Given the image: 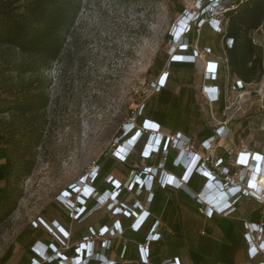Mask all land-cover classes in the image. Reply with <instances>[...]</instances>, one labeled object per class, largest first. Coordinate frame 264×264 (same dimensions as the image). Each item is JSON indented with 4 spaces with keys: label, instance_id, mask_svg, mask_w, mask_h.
<instances>
[{
    "label": "rangeland",
    "instance_id": "rangeland-1",
    "mask_svg": "<svg viewBox=\"0 0 264 264\" xmlns=\"http://www.w3.org/2000/svg\"><path fill=\"white\" fill-rule=\"evenodd\" d=\"M199 1H79V12L62 53L45 74L48 106L41 142L36 149L32 172L22 182V197L15 211L0 225V264H15L12 262L22 256L16 238L38 220L51 228L52 223L57 222L68 233L78 234L89 227L98 230L105 218L113 217L111 205L106 203L96 207L82 222L67 224V218L74 217V209L71 204L68 209L66 201L75 203L79 195L69 197L66 192L83 185L96 165L101 167L113 157L119 130L131 126L142 106L148 105L157 94L155 86L166 71L165 65L182 44V24L187 25L185 20L194 19ZM261 29L264 61V23ZM175 34L179 36L172 42ZM212 55L201 53L195 67L171 71L173 77L194 93L193 131L181 132L191 136L193 149L190 151L198 153L197 139L203 129L217 130L226 126L230 133L216 145L213 160L223 159V167L232 169L237 179L241 171L237 162L240 154L245 150L250 154L263 153L264 74L259 82L263 85L246 87V94L235 99V95L228 93L226 75L219 74L216 84L204 77L207 61L223 64L219 53ZM211 85L224 88L225 103L209 101ZM175 88L177 92L179 87ZM164 122L169 132L181 127L180 121L172 117ZM166 131L160 132L172 135ZM181 147L185 151V147ZM141 148L140 144L136 145L130 169L113 162L114 167L133 170L125 177L112 174V180L127 192L123 198L125 202L138 198L131 191L135 177L144 178L143 172L146 174L148 168L155 167V155L139 160ZM245 171V176L239 178L242 182L253 174L249 166ZM219 172L214 174L216 180L222 178ZM103 184L109 186L105 181ZM253 204V200L243 199L238 207L247 208ZM245 218L253 220L250 213L245 214ZM44 232L50 236L49 232ZM95 241L94 247L100 240ZM6 254L7 259L1 262Z\"/></svg>",
    "mask_w": 264,
    "mask_h": 264
},
{
    "label": "trees",
    "instance_id": "trees-1",
    "mask_svg": "<svg viewBox=\"0 0 264 264\" xmlns=\"http://www.w3.org/2000/svg\"><path fill=\"white\" fill-rule=\"evenodd\" d=\"M79 1L0 0V225L15 211L17 203L22 197V182L32 172L36 149L40 145L45 125V111L48 106L46 92L48 82L45 74L50 71L52 65L62 53L66 39L79 12ZM232 4L233 8L228 9L221 16L223 28L220 33L214 32L208 22H204L197 32L196 24L191 23L184 36L187 47L183 51H178L176 55L192 56L194 45L200 51L209 50L211 55L213 54L212 56H217L219 53L220 58L223 60L219 74L223 73L229 80L238 79L246 85L258 84L264 74V61L261 47L255 45L253 39L256 38V34L264 23V0H236ZM203 17L202 15L201 18ZM229 41L231 42L230 46H227ZM198 61L196 59L193 63H189L169 60L166 63L164 68L167 73L166 83L159 88L148 105L142 106L139 114L134 118V123L138 129L144 127L147 123H152L157 125L160 130L166 131L164 121H166V118L172 117L174 120L180 121L181 127L174 132H166L172 135H180L191 141V136L185 135L181 130L190 133L193 131L191 122L193 108L191 106L194 104V93L191 89L185 88L179 79L173 77L171 71L193 68ZM159 68H162V64L159 65ZM171 83L173 86H171ZM177 86L179 89L176 92L175 87ZM220 89L223 90L224 88L220 86ZM222 99L221 96L220 104H222ZM222 108L223 106H221ZM124 132L125 129H122L117 133L118 137L114 152L116 147L124 144L127 140L128 136L124 135ZM213 135L212 129H203L198 135L197 143L207 140ZM151 139L150 134L140 132L139 144L141 147L149 144ZM134 153L135 148L128 153L122 162L111 157L101 167L99 166L98 177L93 183L99 195L103 196L112 191L111 186L105 187L103 183L113 173L125 177L128 172L133 171L132 169L124 170L121 166L114 167L113 162L122 163L130 169L132 166L129 163H132L131 156ZM139 154L140 160L142 159L141 151H139ZM176 155V152L171 148L166 147L165 150L161 148L156 156L155 166H162L165 172L180 179L184 176V168L175 165ZM160 174V171H157V175L149 182V186L139 188L133 182L131 191L137 194L138 198L130 203L123 200L127 192L121 186L118 201L129 208L133 206L134 202H139L141 206H147L149 212L147 221L152 215V207L157 200L162 199L169 202L173 199L174 192H179L194 203L196 212L200 214L197 202L182 190L171 187L162 188L159 183ZM206 183L207 179L204 176L194 173L188 181L187 187L193 193L199 194ZM96 207V201L89 200L83 206L82 214L86 217ZM238 208L231 215L236 214ZM260 210L259 204H255L248 209L247 213H250L253 217L250 223L258 222ZM115 217L134 220V217H126L123 214L113 215L111 219ZM214 217L212 216L209 220ZM107 219L108 217L102 221L101 226L111 227L115 222H118L122 229L120 219L111 223H107ZM66 222L71 224L73 221L68 217ZM157 223L153 222L149 234ZM143 225L136 233L140 231ZM45 228L43 225L31 226L16 238L17 244L27 243L28 245L25 249V253L28 254L27 264H31L32 259L35 258L31 248L36 242L50 247V250L59 248V244L52 237L49 230ZM90 228L95 230V228L89 227L86 232H79L76 234L77 240L75 241L69 233L68 243L70 248L68 250L70 251L65 253L66 256L73 254L75 245L90 234ZM43 229L47 233L49 232L50 236H47ZM149 234L136 246L138 264H142L138 245L143 244ZM158 235L161 239V235L159 233ZM243 241L245 242L244 237ZM154 242L157 241H152L148 245V264L151 255L149 246ZM113 245L114 242L111 240V244L105 253L111 251ZM98 250L102 249L99 248ZM125 255L126 249L121 250L119 260H124ZM7 257L8 254L3 256L1 262H5ZM23 259L24 256H21V262H23ZM174 259L178 258L171 260ZM165 261L167 260L161 261L159 264Z\"/></svg>",
    "mask_w": 264,
    "mask_h": 264
},
{
    "label": "built area",
    "instance_id": "built-area-1",
    "mask_svg": "<svg viewBox=\"0 0 264 264\" xmlns=\"http://www.w3.org/2000/svg\"><path fill=\"white\" fill-rule=\"evenodd\" d=\"M236 0H200L199 1V11L195 14L194 19L191 21L185 20L186 24H182L184 27L183 33L180 34L181 42L178 46L177 51H183L187 45L185 41V33L187 32L189 25L195 23L197 27V32L204 22H208L212 30L216 33L222 31V14L230 8H233V2ZM204 16L201 18V16ZM179 35L175 34L172 38V42L177 39ZM230 41L227 46H230ZM253 43L257 46H261L259 41L254 38ZM211 55L209 50L200 51L193 46L192 56H177L170 59L171 61H182L193 63L196 59H199V54ZM217 58V57H216ZM205 76L209 82L216 84L218 80V75L220 73V64L207 61L205 65ZM167 73L162 74L161 79L155 86L156 92L164 86L166 83ZM229 80V79H228ZM246 85L238 79L229 80L228 93L230 95H235V99L242 97L246 94ZM209 91V101L211 103H220L221 96L223 97L222 103H225V90H221L220 86L211 85L208 88ZM262 101V98H261ZM125 130L124 135L128 138L124 144L116 147V151L113 152V158L119 162H122L127 157L128 153L139 144L140 132L148 133L152 137L151 142L142 146L141 148V158L146 159L150 155L157 156L160 149H166V147L171 148L176 152V158L174 163L176 166H182L184 168V176L180 179L176 178L174 175L167 173L163 170L162 166H155L153 168H148L147 173L144 174V178L135 177L134 183L138 185L139 188L142 186H149V182L157 175V171H160L159 183L162 188L171 187L176 190H182L191 199L195 200L199 205L198 212L205 218H211L212 216L229 217L238 208V202L240 200H253L255 204H259L261 210L259 212V220L256 223L244 222V240L247 246V255L250 260H256L261 257L262 261L258 264H264V190L262 187L256 185V182L260 176H264V140H263V153H253L250 154L248 151H243L240 155L241 157L237 160L238 167L241 169L237 179L236 175L232 169L223 167V159L217 158L213 160V153L216 152L217 144L222 139H226L230 133V130L225 127H220L217 130H213L214 135L197 144V149L199 152H193L192 144L189 139L183 138L180 135H164L160 131L157 125L152 123H147L144 127L138 129L134 123V120ZM262 132L264 133V120L261 126ZM181 139V140H180ZM180 144V146H178ZM128 145V147H125ZM177 145V146H175ZM185 147V151L182 150V146ZM176 149V150H175ZM190 151V154L186 153ZM249 168L253 171L251 178L246 181H240L241 176H245V168ZM219 172L222 176L221 180H216L214 177L215 172ZM99 166L96 165L88 174L87 178L84 180L83 185L75 186L73 189L66 192V195L73 197L79 195V200L72 203L70 200L67 202V208L70 209V204L73 205V215L74 217L69 218L72 221L79 223L80 220H84L86 217L82 214L83 206L89 200H95L97 207L103 206L109 203L112 208V214H123L126 217H134V220L130 226L132 232H137L139 228L146 221L149 216L147 206H141L139 202H134L133 206L129 208L123 203L118 201V194L122 185L118 184L117 181L112 180V176L108 177L106 180L109 186L112 187V191L105 195H99L93 183L98 177ZM232 172V174H230ZM194 173H199L207 179V183L199 194L193 193L188 187L187 183ZM137 180V181H136ZM64 197H62L63 199ZM90 213V212H89ZM88 213V214H89ZM81 221V222H82ZM38 225H43L47 227L49 232L52 234L55 241L59 244V248H54L50 250V247L36 242L32 248L31 252L34 254L35 258L32 259L31 264H117L113 260H109L105 257L104 252L109 248L111 244V238L121 235L122 229L118 222H115L111 227L101 226L98 230L90 228V234L84 237L79 243L75 245V250L71 256H66L65 253L70 251L69 246V236L70 234L62 228L57 222L52 223V228L48 227L42 220H38L34 223V227ZM158 223L154 225V229L157 227ZM55 229L56 232L53 230ZM100 240L96 243L94 247L95 240ZM160 240V236L154 232H151L149 236L145 239L143 244L138 245V250L141 253V263L148 264V245L152 241ZM101 248L102 250H98ZM102 251V253H101ZM162 264H179L178 259L167 260Z\"/></svg>",
    "mask_w": 264,
    "mask_h": 264
},
{
    "label": "crops",
    "instance_id": "crops-1",
    "mask_svg": "<svg viewBox=\"0 0 264 264\" xmlns=\"http://www.w3.org/2000/svg\"><path fill=\"white\" fill-rule=\"evenodd\" d=\"M260 35H263L262 29L256 34L262 50L263 38ZM260 84L263 85V82L247 87H260ZM254 205L247 208L239 207L237 213L229 217L215 216L209 220L196 212L191 200L179 192H174L173 199L169 202L162 199L155 202L152 215L138 233L130 229L133 221L108 217L107 223L120 219L123 234L111 238L114 242L113 248L109 252H104V255L117 264H138L136 246L149 234L153 222H158L157 228L151 232L159 233L161 239L149 246L151 252L149 264H159L161 261L173 258H178L179 264H258L262 258L250 260L247 246L243 241V224L251 222L245 218V214ZM70 233L73 241L77 240V235ZM27 246V243L18 244L24 259L21 262L20 257L12 263L27 264L28 254L25 253ZM124 249H126L125 259L119 260L120 251Z\"/></svg>",
    "mask_w": 264,
    "mask_h": 264
},
{
    "label": "bare ground",
    "instance_id": "bare-ground-1",
    "mask_svg": "<svg viewBox=\"0 0 264 264\" xmlns=\"http://www.w3.org/2000/svg\"><path fill=\"white\" fill-rule=\"evenodd\" d=\"M125 147H128V145H126ZM256 185L263 187L262 189L264 190V176L259 177V179L256 182Z\"/></svg>",
    "mask_w": 264,
    "mask_h": 264
}]
</instances>
